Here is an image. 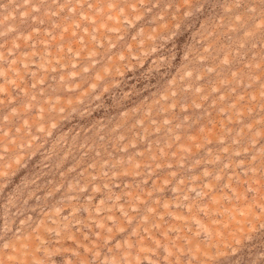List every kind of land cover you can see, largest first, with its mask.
Listing matches in <instances>:
<instances>
[{"label": "rangeland", "instance_id": "374dc122", "mask_svg": "<svg viewBox=\"0 0 264 264\" xmlns=\"http://www.w3.org/2000/svg\"><path fill=\"white\" fill-rule=\"evenodd\" d=\"M0 264H264V0H0Z\"/></svg>", "mask_w": 264, "mask_h": 264}]
</instances>
